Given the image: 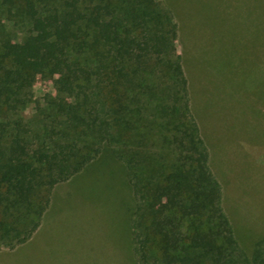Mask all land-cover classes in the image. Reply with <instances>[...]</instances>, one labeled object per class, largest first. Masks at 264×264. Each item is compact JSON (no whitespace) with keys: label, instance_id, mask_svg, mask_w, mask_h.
I'll return each mask as SVG.
<instances>
[{"label":"trees","instance_id":"16d2710c","mask_svg":"<svg viewBox=\"0 0 264 264\" xmlns=\"http://www.w3.org/2000/svg\"><path fill=\"white\" fill-rule=\"evenodd\" d=\"M169 5L0 0V248L28 242L53 189L109 146L136 199L131 229L139 264H264V238L252 256L244 254L223 207L193 109L192 62L175 45L176 20L188 18ZM5 14L24 30L8 31ZM219 39L210 72L217 75L225 56L256 65L253 46ZM40 76L53 80L56 93L35 100ZM263 80L252 94L246 90L248 126H264ZM227 94L238 114L236 88Z\"/></svg>","mask_w":264,"mask_h":264},{"label":"rangeland","instance_id":"374dc122","mask_svg":"<svg viewBox=\"0 0 264 264\" xmlns=\"http://www.w3.org/2000/svg\"><path fill=\"white\" fill-rule=\"evenodd\" d=\"M167 1L175 14L188 18L176 20L175 45L179 56L192 62L194 113L223 190V207L240 250L250 257L264 238V126L246 125L253 113L246 90L252 94L264 79L259 67H264V0ZM3 18L10 20L8 31L24 30L16 26V17ZM221 37L253 46L256 65L249 59L234 64L225 56L217 61V75L210 72L209 61L216 56L211 49L219 50ZM230 88L237 91L238 114L227 106ZM55 93L52 79L40 76L33 85L35 100ZM34 109L33 103L26 115ZM135 209L126 166L107 146L81 173L53 189L41 226L21 249V258L26 264H139L132 244Z\"/></svg>","mask_w":264,"mask_h":264},{"label":"crops","instance_id":"0c3cea01","mask_svg":"<svg viewBox=\"0 0 264 264\" xmlns=\"http://www.w3.org/2000/svg\"><path fill=\"white\" fill-rule=\"evenodd\" d=\"M38 231V230H37ZM36 231V232H37ZM35 235V234H34ZM33 238V237H32ZM31 238V239H32ZM30 239V240H31ZM29 240V241H30ZM26 243L22 245H18L14 248L10 247H1L0 248V264H26L23 261V257L21 256V249L26 245ZM22 257V258H21Z\"/></svg>","mask_w":264,"mask_h":264}]
</instances>
